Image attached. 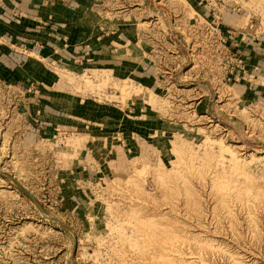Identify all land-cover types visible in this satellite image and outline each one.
Wrapping results in <instances>:
<instances>
[{
  "label": "rangeland",
  "instance_id": "1",
  "mask_svg": "<svg viewBox=\"0 0 264 264\" xmlns=\"http://www.w3.org/2000/svg\"><path fill=\"white\" fill-rule=\"evenodd\" d=\"M41 2L73 51L0 60V264H264V0Z\"/></svg>",
  "mask_w": 264,
  "mask_h": 264
},
{
  "label": "crops",
  "instance_id": "2",
  "mask_svg": "<svg viewBox=\"0 0 264 264\" xmlns=\"http://www.w3.org/2000/svg\"><path fill=\"white\" fill-rule=\"evenodd\" d=\"M243 1L244 3H246V0H243ZM247 1L251 2L252 0H247ZM35 3L36 4H33V3L28 4V0L1 1L0 3V60L3 61L6 55L11 58L18 57L19 59H21L23 56L17 55V54L24 53L25 55L27 54V58H25L24 60L27 61L29 60L28 57H33L37 60V62H42V60L47 59L49 56V53H51L52 61L54 59L58 61V59H60L61 50H63V52L73 51L72 50L73 46H70L69 45L70 43L65 44L63 41H61L60 38L54 37V34H52L53 37L51 39V42L49 43L50 39L46 38L45 35L40 31V29L37 30L36 26H34V29H29L27 25L26 27H24L23 26L24 23L21 24L20 21L12 23V18L11 16H9L12 11H16L20 13V15L21 14L23 15V13H27V12L34 13L37 15L39 14L43 15V9L39 10V7L42 4L41 0L39 1L37 0ZM29 9H32V10L37 9V10L31 11ZM159 11L162 12L164 16H167L165 15L166 13L165 9L160 8ZM53 12H54L53 17L56 18L57 21L60 20L58 18L62 17V19H65L63 21H65L68 24L70 23L72 24V14H75L74 11H71L67 8L65 9L63 7H60L59 4L57 5L54 4ZM149 13L150 12L149 11L147 12V8L145 7L142 9V13H140V15L147 16ZM44 17L46 16H43V18ZM35 41H38L39 43ZM93 48L95 49L96 46L94 45ZM91 51H93V49ZM29 61L32 62L33 59Z\"/></svg>",
  "mask_w": 264,
  "mask_h": 264
},
{
  "label": "bare ground",
  "instance_id": "3",
  "mask_svg": "<svg viewBox=\"0 0 264 264\" xmlns=\"http://www.w3.org/2000/svg\"><path fill=\"white\" fill-rule=\"evenodd\" d=\"M234 175V174H233ZM218 178V177H217ZM233 178V177H232ZM248 179V178H247ZM215 182V181H214ZM218 182V181H217ZM221 186V185H220ZM234 186V185H233ZM241 186V185H240ZM239 187V186H238ZM247 187V186H246ZM245 190H247L246 188H245ZM254 190H256V189H254ZM215 193V192H214ZM238 193V192H237ZM248 193V192H247ZM258 194V193H257ZM239 195V194H238ZM239 199V198H238ZM241 205H242V203H241ZM161 208V207H160ZM197 216V215H196ZM199 217V216H198ZM143 222V221H142ZM152 223V222H151ZM150 223V224H151ZM156 225V224H155ZM160 225V224H159ZM157 226V225H156ZM170 226V225H169ZM155 227V226H154ZM162 227V226H161ZM150 229V228H149ZM155 229V228H154ZM153 228H152V232H153V230H154ZM157 230H158V228H156ZM156 229H155V233H156ZM168 229V228H167ZM140 230V229H139ZM142 230V229H141ZM151 230V229H150ZM149 231V230H148ZM171 231V230H170ZM159 232H160V230H159ZM162 233H164V231H161ZM160 232V233H161ZM158 234V233H157ZM166 234V233H165ZM159 235V234H158ZM175 235V234H174ZM150 236H152V235H150ZM156 236V235H155ZM166 236V235H165ZM159 237H160V235H159ZM154 238V237H153ZM167 238V237H166ZM190 238V237H189ZM193 238V237H192ZM171 239V238H170ZM188 239V238H187ZM199 239V238H198ZM155 240V239H154ZM160 240V239H159ZM182 240V239H181ZM194 240V239H193ZM162 241V240H161ZM172 241V240H171ZM186 241V240H185ZM191 241V240H190ZM198 241V240H197ZM159 242V241H158ZM165 242V241H164ZM200 242V241H199ZM202 242V241H201ZM146 243V242H145ZM170 243V242H169ZM157 244V243H156ZM183 244H184V242H183ZM192 244V243H191ZM198 244V243H197ZM139 245V244H138ZM168 245V244H167ZM202 245H204V244H202ZM207 245V244H206ZM180 246V245H179ZM195 246V245H194ZM140 247V246H139ZM172 247V246H171ZM202 247V246H201ZM208 247V246H207ZM145 248H146V246H145ZM206 248V247H205ZM211 248V247H210ZM152 250V249H151ZM175 250V249H174ZM211 250V249H210ZM176 251V250H175ZM145 252V251H144ZM212 252H213V250H212ZM142 253V252H141ZM140 253V254H141ZM145 254V253H144ZM202 254V253H201ZM160 257V256H159ZM169 257V256H168ZM180 260V259H179ZM165 261V260H164ZM190 263V262H189ZM169 264V263H168ZM186 264V263H185Z\"/></svg>",
  "mask_w": 264,
  "mask_h": 264
}]
</instances>
